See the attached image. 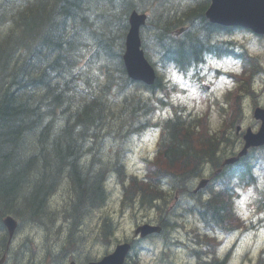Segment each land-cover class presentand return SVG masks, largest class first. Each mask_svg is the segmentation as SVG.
<instances>
[{
	"label": "trees",
	"instance_id": "16d2710c",
	"mask_svg": "<svg viewBox=\"0 0 264 264\" xmlns=\"http://www.w3.org/2000/svg\"><path fill=\"white\" fill-rule=\"evenodd\" d=\"M208 4L209 0H0V251H8L5 214L14 215L21 226H44L50 236L59 235L57 224L72 216L74 239L80 242L77 229L93 207L107 202L106 180L112 175L122 183L126 201L140 199L144 207L168 211L162 222L168 239L179 217L177 213L171 218L177 206L165 207L173 189L182 198L192 196L204 163H219L221 142L203 131L201 121L174 109L176 115L161 123L159 151L149 161L147 178L128 173V139L152 125L156 110L163 108L157 99L161 78L149 87L127 76L122 55L128 18L133 9L148 11L144 43L149 52L159 50L162 61L187 67L200 60L203 50H215L210 40L216 33L230 29L205 19ZM182 25L189 28L177 38L173 31ZM244 89L254 91L252 84ZM233 109L239 114L237 102ZM109 143L116 148L112 153L105 151ZM255 166L251 154L212 175L209 196H198L185 211L197 214L212 230L248 228L236 211L233 184L235 178L239 185L255 181ZM65 174L73 180L75 204L53 210L52 196ZM114 230L112 218L103 217L99 237L111 239ZM209 235H196L195 248L212 253L208 264H227L231 250L218 255L220 244ZM31 248L24 244L13 261H25Z\"/></svg>",
	"mask_w": 264,
	"mask_h": 264
},
{
	"label": "rangeland",
	"instance_id": "374dc122",
	"mask_svg": "<svg viewBox=\"0 0 264 264\" xmlns=\"http://www.w3.org/2000/svg\"><path fill=\"white\" fill-rule=\"evenodd\" d=\"M228 39L235 40L241 45H246L249 51L258 56L261 62L264 64V43L259 40L255 35L249 31H238L230 36H226ZM157 61V57H154ZM218 67L231 68L232 61L230 59L215 61ZM164 76V81L172 82L171 84V99L181 105L186 112H192L194 114H202L208 110L211 106V123L213 128H220L223 119L226 118L228 112L222 114L219 110L223 103L226 106L222 96L227 88L234 89L235 85L226 79V77L215 76V74H208L206 76L207 81L214 82L213 88L209 93H201L195 82L190 78L184 77L175 71L171 66L161 69ZM257 94L252 95L246 93L243 96V117L242 125L244 130L251 126L253 129L259 127V121L253 116L254 102L258 101L259 105L264 106V75L258 77L254 82ZM168 109L158 111L157 117L168 115ZM159 130L156 127H150L144 130L140 134H135L131 137L126 153L125 161L127 164V170L131 173L143 175L145 172V159L152 157L156 151L157 141L159 137ZM230 148H227L226 152L230 153ZM111 150L110 146H107L106 152ZM257 167L256 172L258 174V184L261 188L264 186V153L257 152ZM210 169L207 168L206 174L210 173ZM200 179V178H199ZM199 181L198 179L194 184ZM108 189L110 190V198L105 206L96 209L90 217L85 219V223L82 226V231H77L76 235L83 236V241L78 245L72 243L68 248L73 254L71 257H76L75 253H80L81 257L79 261L98 259L104 256L103 253L106 250L111 252L116 242H124L134 237L135 228L142 222L155 220L159 214V211L154 208H144L139 203L135 205H123L122 202V187L117 183L115 177L108 182ZM256 191L253 187H245L239 189V196L237 198V206L239 212L247 219L252 220L260 224L256 230L244 232L237 231L233 234H223L220 237L222 248L221 253L235 245V251L232 255L230 264H256L259 260V256L264 250V206H258L254 203L256 197ZM60 201H63L61 193L57 196ZM170 202V204H172ZM169 204V205H170ZM110 215L115 224L114 235L111 240L101 239L98 236L101 218ZM185 226H177L172 234V240L181 239L186 243L190 242L192 238L191 230L197 227V230L203 231L201 223L190 217L185 219ZM20 228L19 233L16 235L14 244L17 242H23L27 238L36 239L39 250L37 254L32 255L31 252L27 255L24 264H45V254L48 249L46 246L45 235L39 233L38 227L26 225ZM99 238V239H98ZM61 243L58 242L53 245V253L51 255L57 256L61 251ZM145 247L139 251L137 256L132 260V264L135 260L138 264H183L188 256V249L183 246H175L172 250H166V254L163 259H171L172 262L164 263L160 261L161 253L164 251L163 241L161 238L154 240L148 239L145 242ZM48 244V241H47ZM45 248V251H44ZM65 256L56 257L47 261V264H65ZM44 262V263H43ZM11 264V262H9Z\"/></svg>",
	"mask_w": 264,
	"mask_h": 264
},
{
	"label": "water",
	"instance_id": "95a60500",
	"mask_svg": "<svg viewBox=\"0 0 264 264\" xmlns=\"http://www.w3.org/2000/svg\"><path fill=\"white\" fill-rule=\"evenodd\" d=\"M207 16L213 21L221 24H241L252 28L255 31L264 33V0H212L210 8L207 10ZM146 21L145 14H139L134 11L130 17V31L127 36V49L123 56L126 69L133 79L142 80L152 84L155 81L156 74L154 68L146 61L143 51L140 49V26ZM255 116L262 119L263 123L260 130L253 133L251 129L245 135L246 145L242 155L248 147L264 144V110L256 109ZM236 158L228 159L225 163L233 162ZM207 180H202L199 187L204 186ZM10 236H13L17 228V220L8 215L4 218ZM160 227L145 224L140 226L136 233L141 232L142 236L160 231ZM131 245L128 243L118 245L116 250L106 256L102 261L90 264H123ZM75 264V263H71Z\"/></svg>",
	"mask_w": 264,
	"mask_h": 264
}]
</instances>
